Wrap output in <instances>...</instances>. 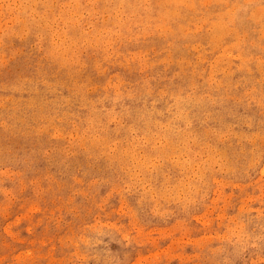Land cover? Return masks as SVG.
<instances>
[{"label": "rangeland", "instance_id": "rangeland-1", "mask_svg": "<svg viewBox=\"0 0 264 264\" xmlns=\"http://www.w3.org/2000/svg\"><path fill=\"white\" fill-rule=\"evenodd\" d=\"M126 1L0 0V264H264V0Z\"/></svg>", "mask_w": 264, "mask_h": 264}, {"label": "bare ground", "instance_id": "bare-ground-1", "mask_svg": "<svg viewBox=\"0 0 264 264\" xmlns=\"http://www.w3.org/2000/svg\"><path fill=\"white\" fill-rule=\"evenodd\" d=\"M61 1H62V0H61ZM71 1H72V0H71ZM125 1H126V0H125ZM143 1H144V0H142V1L140 0V2H142V3H143ZM147 1H148V0H147ZM167 1H170V0H167ZM180 1H181V2H184L185 0H184V1L180 0ZM180 1H178V2H180ZM186 1H187V0H186ZM191 1H192V0H191ZM30 2H31V1H30ZM42 2H43V1H42ZM64 2L66 3L67 1H64ZM78 2H79V1H78ZM84 2H85V1H84ZM126 2L129 3L128 1H126ZM136 2H137V1H136ZM145 2H146V1H145ZM158 2H160V1H158ZM181 2H180V3H181ZM204 2L206 3V1H204ZM32 3H33V1L31 2V5H32ZM43 3H44V2H43ZM43 3H42V4H43ZM59 3H60V2H59ZM74 3H75V2H74ZM122 3H124V1H123ZM122 3H121V0H120V4H121V6H122ZM127 3H126V4H127ZM131 3H132V2H131ZM153 3H154V2H153ZM161 3H162V1H161ZM169 3H170V2H169ZM169 3H167V4H169ZM44 4H45V3H44ZM69 4H70V2H69ZM69 4H68V5H69ZM83 4H84V3H83ZM85 4H87V3H85ZM133 4H134V3H133ZM133 4H132V5H133ZM138 4H139V3H138ZM155 4H156V3H155ZM172 4H173V3H172ZM174 4H175V3H174ZM174 4H173V5H174ZM189 4H190V2H189ZM31 5H30V6H31ZM33 5H34V4H33ZM59 5H61V4H59ZM70 5H71V4H70ZM74 5H76V3L73 4L72 6H74ZM123 5H124V4H123ZM130 5H131V4H130ZM136 5H137V4H136ZM136 5H133V6L135 7ZM139 5H140V4H139ZM148 5H149V4H148ZM148 5H147V6H148ZM150 5H151V4H150ZM161 5H163V3H162ZM185 5L187 6V4H185ZM185 5H184V6H185ZM28 6H29V5H28ZM34 6H35V5H34ZM34 6H33V8H34ZM65 6H66V5H65ZM78 6H79V4H78ZM83 6H84V5H83ZM86 6H87V5H86ZM126 6L128 7V4H127ZM126 6H125V7H126ZM142 6H143V5H142ZM142 6H140V7H142ZM145 6H146V5H145ZM147 6H146V7H147ZM192 6H194V5L192 4ZM260 6H261V5H260ZM74 7H75V6H74ZM131 7H132V6H131ZM149 7H150V6H149ZM164 7H165V5H164ZM261 7H262V6H261ZM263 7H264V6H263ZM116 8H118V7H116ZM129 8H130V7H129ZM144 8H145V7H144ZM150 8H151V7H150ZM159 8H160V7H159ZM165 8H166V7H165ZM254 8L256 9V7H254ZM23 9H24V8L22 7V10H23ZM34 9H35V11H36V8H34ZM83 9H84V8H83ZM87 9H88V8H87ZM111 9H112V8H111ZM120 9H121V8H120ZM120 9H119V10H120ZM123 9H124V7H123ZM131 9H132V8H131ZM135 9H136V8H135ZM135 9H134V10H135ZM146 9H147V8H146ZM232 9H233V8H232ZM258 9H259V8H258ZM32 10H33V9H32ZM61 10H62V9H61ZM137 10H138V8H137ZM167 10H168V9H167ZM171 10H172V9H171ZM259 10H260V9H259ZM262 10L264 11V8H263ZM262 10H260V11H262ZM25 11H26V10H25ZM29 11H31V10H29ZM33 11H34V10H33ZM37 11L39 12V10H37ZM69 11H70V10H69ZM125 11H126V10H125ZM130 11H131V10H130ZM144 11H146V10H144ZM147 11H150V10H147ZM157 11L159 12V10H157ZM174 11H175V10H173V13H174ZM177 11H178V10H177ZM234 11H235V10H234ZM257 11H258V10H257ZM257 11H256V12H257ZM21 12H22V11H21ZM31 12H32V11H31ZM45 12H46V11H45ZM59 12H60V11H59ZM63 12H64V9H63ZM70 12H71V11H70ZM75 12H76V11H75ZM78 12H79V11H78ZM131 12H132V11H131ZM137 12H138V11H137ZM163 12H164V11H163ZM168 12L170 13V11H168ZM220 12H221V11H220ZM164 13H165V12H164ZM166 13H167V12H166ZM173 13H172V14H173ZM260 13H261V12H260ZM262 13H263V12H262ZM146 14H147V13H146ZM162 14H163V13H162ZM162 14H161V16H162ZM140 15H141V14H140ZM166 15H167V14H166ZM220 15H221V14H220ZM220 15H218V16H220ZM260 15H262V14H260ZM144 16H145V13H144ZM147 16H148V14H147ZM155 16H157V14H156ZM163 16H164V15H163ZM201 16H202V15H201ZM223 16H225V15H223ZM142 17H143V16H142ZM149 17L152 19L154 16H153V17L149 16ZM149 17H147V18H149ZM169 17H170V16H169ZM260 17H261V16H260ZM160 18H164V17H160ZM167 18H168V17H167ZM167 18H166V19H167ZM139 19H140V18H139ZM145 19H146V18H145ZM145 19H144V20H145ZM158 19H159V15H158ZM153 20H154V19H153ZM155 20H156V17H155ZM132 21H133V20H132ZM146 21H147V20H146ZM150 21H151V20H150ZM135 22H136V21H135ZM135 22H134V23H135ZM141 22H142V20H141ZM144 22H145V21H144ZM156 22H157V21H156ZM163 22H165V20H164ZM163 22H161V23L163 24ZM220 22H221V21H220ZM224 22H225V21H224ZM136 23H137V22H136ZM147 23H148V21H147ZM147 23H146L145 25H148ZM154 23H155V21H154ZM154 23H153V24H154ZM195 23H196V22H195ZM218 23H219V22H218ZM225 23H226V22H225ZM130 24H131V23H130ZM130 24H129V25H130ZM142 24H144V23L142 22ZM155 24H156V23H155ZM196 24H197V23H196ZM34 25H35V24H34ZM131 25H132V24H131ZM137 25H138V24H137ZM139 25H140V20H139ZM139 25H138V26H139ZM149 25H150V24H149ZM157 25H158V24H157ZM159 25H160V23H159ZM159 25H158V28H159ZM209 25H210V24H209ZM151 26H153V25H151ZM154 26H155V25H154ZM168 26H169V25H168ZM37 27H38V26H37ZM139 27H140V26H139ZM155 27H156V26H155ZM163 27H164V25H163ZM187 27H188V26H187ZM210 27H211V26H210ZM130 28H131V27H130ZM183 28H184V27H183ZM192 28H193V27H192ZM230 28H231V27H230ZM38 29H39V28H38ZM135 29H136V28H135ZM149 29H150V28H149ZM149 29H148V30H149ZM154 29H155V28H154ZM154 29H153V30H154ZM170 29H171V28H170ZM181 29H182V27H181ZM214 29H215V28H214ZM36 30H37V29H36ZM163 30H164V29H163ZM261 30H262V29H261ZM157 31H158V30H157ZM186 31H187V30H186ZM186 31H185V32H186ZM212 31H213V30H212ZM40 32H41V31H40ZM151 32H152V31H151ZM219 32H220V31H219ZM224 32H225V31H224ZM153 33H154V32H153ZM215 33H216V32H215ZM36 34H37V33H36ZM44 40H45V39H44ZM210 40H211V39H210ZM217 40H219V39H217ZM238 41H239V40H238ZM219 44H220V43H219ZM235 44H237V43H235ZM211 45H212V44H211ZM217 45H218V44H217ZM51 47H52V45H51ZM53 47H54V45H53ZM226 47H227V46H226ZM230 47H231V46H230ZM234 47H235V46H234ZM213 48H214V47H213ZM216 48H217V46H216ZM228 48H229V47H228ZM231 48H232V47H231ZM49 49H50V48H49ZM51 49H52V48H51ZM197 49H198V48H197ZM228 52H229V51H228ZM239 54H240V53H239ZM199 55H200V54H199ZM216 55H217V54H216ZM238 56H239V55H238ZM238 56H237V57H238ZM214 57H215V56H214ZM239 57H240V56H239ZM241 57H242V56H241ZM215 58H216V57H215ZM219 58H220V57H219ZM219 58H217V60H219ZM242 58H243V57H242ZM244 58H245V57H244ZM171 61H172V60H171ZM203 61H204V60H203ZM217 62H218V61H217ZM215 64H216V62H215ZM258 65H259V64H258ZM259 68H261V67H259ZM224 69H225V68H224ZM228 70H229V69H228ZM230 71H231V70H230ZM199 73H200V72H199ZM209 73H210V72H209ZM200 75H201V74H200ZM207 75H208V74H207ZM20 78H21V77H20ZM208 79H209V78H208ZM208 82H209V80H208ZM81 83H82V82H81ZM217 83H218V82H217ZM16 85H17V84H16ZM48 86H49V85H48ZM216 86H217V85H216ZM17 88H18V87H17ZM35 88H36V85H35ZM36 89H37V88H36ZM36 89H35V90H36ZM35 90H34V91H35ZM37 90H38V89H37ZM193 90H194V89H193ZM208 94H209V93H208ZM171 95H172V94H171ZM171 95H170V96H171ZM186 95H187V94H186ZM199 95H200V94H199ZM202 95H203V94H202ZM209 95H210V94H209ZM226 95H227V94H226ZM105 96H106V95H105ZM105 96H104V97H105ZM115 96H116V95H115ZM115 96H114V97H115ZM180 96H181V95H180ZM180 96H179V98H181ZM191 96H192V95H191ZM104 97H103V98H104ZM106 97H107V96H106ZM112 97H113V96H112ZM112 97H111V98H112ZM114 97H113V98H114ZM122 97H124V96L122 95ZM127 97H128V96H127ZM171 97H173V95H172ZM174 97H176V96H174ZM198 97H199V96H198ZM68 98H69V97H68ZM84 98H85V97H84ZM95 98H97V97H95ZM99 98H100V97H99ZM115 98H116V97H115ZM115 98H114V99H115ZM136 98H137V97H136ZM177 98H178V95H177ZM179 98H178L176 101H178ZM50 99H51V98H50ZM56 99H57V97H56ZM85 99H86V98H85ZM85 99H84L83 101H85ZM87 99H88V98H87ZM87 99H86V100H87ZM101 99H102V98H101ZM101 99H100V100H101ZM109 99H110V98H109ZM122 99H123V98H122ZM140 99H141V98H140ZM142 99H143V98H142ZM181 99H182V98H181ZM89 100H90V98H89ZM98 100H99V99H98ZM111 100H112V99H110L109 101H111ZM115 100H116V99H115ZM137 100H139V99H137ZM143 100H144V99H143ZM145 100H146V99H145ZM198 100H199V99H198ZM16 101H17V100H16ZM87 101H88V100H87ZM96 101H97V100H96ZM113 101H114V100H113ZM176 101H175V103H176L177 105H179V104H178L179 102H176ZM194 101H195V99H194ZM2 102H3V101H2ZM2 102H1V103H2ZM67 102H68V101H67ZM67 102H66V103H67ZM81 102H82V101H81ZM91 102H92V99H91ZM102 102H103V101H102ZM156 102H157V101H156ZM28 103H29V102H28ZM38 103H39V102H38ZM82 103H83V102H82ZM88 103H90V101H89ZM88 103H87V104H88ZM114 103H115V102H114ZM119 103H120V102H119ZM143 103H145V102L143 101ZM172 103H173V102H172ZM172 103H171V104H172ZM182 103H183V102H182ZM187 103H188V102H187ZM2 104H3V103H2ZM46 104H47V103H46ZM84 104H85V102H84ZM150 104L153 105V102L150 103ZM169 104H170V103H169ZM176 104H175V106H177ZM27 105H28V104H27ZM62 105H63V104H62ZM85 105H86V104H85ZM115 105H116V104H115ZM187 105H188V104H187ZM28 106H29V105H28ZM53 106H54V105H53ZM89 106H90V105H89ZM101 106H102V105H101ZM101 106H100V107H101ZM121 106H122V105H121ZM121 106H120V107H121ZM125 106H126V105H125ZM137 106H138V105H137ZM144 106H145V108H146V105H144ZM153 106H154V105H153ZM153 106H152V107H153ZM172 106H173V105H172ZM172 106H171V107H172ZM183 106H184V105H183ZM104 107H105V105H104ZM111 107H113V106H111ZM127 107H128V106H127ZM133 107H134V105H133ZM133 107L130 106L129 108H131V109L133 110ZM138 107H139V106H138ZM138 107H137V108H138ZM140 107H142V106H140ZM168 107H169V106H168ZM168 107H167V108H168ZM178 107H179V106H177V109H178ZM184 107H185V106H184ZM91 108H93V107H91ZM102 108H103V107H102ZM106 108H107V107H106ZM108 108H109V107H108ZM145 108H144V109H145ZM175 108H176V107H175ZM179 108H180V107H179ZM185 108H186V107H185ZM189 108H190V107H189ZM93 109H95V108H93ZM93 109H92V111L90 110V111L92 112L91 114H93L96 110L98 111V109H96L95 111H94ZM114 109H115V108H114ZM124 109H125V107H124ZM127 109H128V108H127ZM127 109H126V111H127ZM131 109H130V110H131ZM140 109H142V108H140ZM140 109H139V110H140ZM144 109H143V110H144ZM147 109H148V107H147ZM150 109H151V108H150ZM153 109H154V108H153ZM177 109H176V110H177ZM112 110H113V109H112ZM134 110H135V109H134ZM134 110H133V112H134ZM139 110H138V111H139ZM145 110H146V109H145ZM170 110H171V109H170ZM170 110H169V111H170ZM187 110H189V109H187ZM187 110H186V113H185V114H187ZM93 111H94V112H93ZM99 111H100V110H99ZM109 111H110V110H109ZM120 111H121V110H120ZM135 111H136V110H135ZM138 111H137V112H138ZM150 111H152V110H150ZM167 111H168V110H167ZM171 111H172V110H171ZM184 111H185V110H184ZM63 112H64V111H63ZM106 112H108V111H106ZM123 112H124V110H123ZM130 112L132 113V111H130ZM130 112H129V113H130ZM137 112H136V116H137V114H138ZM141 112H142V111H139V113H141ZM144 112H146V116H147V111H144ZM152 112H153V111H152ZM152 112H151V113H152ZM161 112H162V111H161ZM161 112H160V113H161ZM180 112H181V109H180ZM180 112H179L178 114H181ZM68 113H69V112H68ZM87 113H89V112H87ZM100 113H101V111L98 112V114H100ZM103 113H104V112H103ZM103 113H102V114H103ZM126 113H127V112H126ZM129 113H128V114H129ZM204 113H205V111H204ZM207 113H208V111H207ZM209 113H210V112H209ZM96 114H97V113L95 112V115H96ZM114 114H115V113H114ZM124 114H125V113H124ZM128 114H127V116H128ZM141 114H145V113L142 112ZM175 114H176V113H175ZM183 114H184V113H183ZM104 115H105V114H104ZM129 115H130V114H129ZM181 115H182V114H181ZM93 116H94V115H93ZM141 116H142V115H141ZM141 116H140V117H141ZM183 116H184V115H183ZM185 116H186V115H185ZM220 116H221V115H220ZM87 117H89V115H88ZM94 117H95V116H94ZM96 117H97V116H96ZM98 117H99V116H98ZM98 117H97V118H98ZM128 117H129V116H128ZM143 117H145V115H143ZM176 117H177V115H176ZM129 118H130V117H129ZM134 118H135V117H134ZM138 118H139V117H138ZM146 118H147V117H146ZM146 118H144V119H146ZM178 118H179V117H178ZM181 118H182V117H181ZM192 118H193V117H192ZM203 118H204V116H203ZM207 118H208V117H207ZM86 119H87V118H86ZM91 119H92V118H91ZM93 119H94V118H93ZM93 119H92V121H95V120H93ZM98 119H99V118H98ZM98 119H97V120H98ZM114 119H115V118H114ZM131 119L134 120L133 118H131ZM135 119H136V118H135ZM139 119H140V118H139ZM155 119H156V118H155ZM166 119H168V118H166ZM183 119H184V117H183ZM186 119H187V118H186ZM122 120H123V119H122ZM129 120H130V119H129ZM141 120H142V119H141ZM148 120H150L149 117H148ZM159 120H160V119H159ZM161 120H162V119H161ZM172 120H173V119H172ZM178 120H179V119H178ZM189 120H190V117H189ZM189 120H188V121H189ZM202 120H203V119H202ZM88 121H89V120H88ZM88 121H87V122H88ZM119 121H120V119H119ZM130 121H131V120H130ZM130 121H129V123H130ZM134 121H137V120H134ZM138 121H140V120H138ZM144 121H145V120H144ZM154 121H155V120H154ZM163 121H164V120H163ZM167 121H169V119H168ZM170 121H171V119H170ZM173 121H174V120H173ZM131 122H132V121H131ZM142 122H143V121H142ZM146 122H147V121H146ZM148 122H149V121H148ZM151 122H152V121H151ZM155 122H156V121H155ZM158 122H159V121H158ZM186 122H187V120H186ZM97 123H98V122H97ZM100 123H101V122H100ZM143 123H144V122H143ZM149 123H150V122H149ZM173 123H174V122H173ZM173 123H172V124H173ZM189 123H190V122H189ZM73 124H74V123H73ZM75 124H76V123H75ZM92 124H94V123H92ZM95 124H96V123H95ZM104 124H105V123H104ZM104 124H103V125H104ZM123 124H124V123H123ZM130 124H131V123H130ZM136 124H138V123H136ZM136 124H135V125H136ZM140 124H141V123H140ZM158 124H159V123H158ZM179 124H180V123H179ZM97 125H98V124H97ZM105 125H106V124H105ZM125 125H126V124H125ZM125 125H124V126H125ZM144 125H145V124H144ZM174 125H175V124H174ZM184 125H185V124H184ZM184 125H183V126H184ZM186 125H187V123H186ZM190 125H191V123H190ZM233 125H234V124H233ZM87 126H88V125H87ZM138 126H140V125H138ZM142 126H143V125H142ZM142 126H141V127H142ZM145 126H147V125H145ZM148 126H150V125H148ZM148 126H147V127H148ZM156 126H157V125H156ZM165 126H166V125H165ZM165 126H164V128H165ZM167 126H168V124H167ZM175 126H176V125H175ZM229 126H230V125H229ZM169 127H170V126H169ZM177 127H178V126H177ZM188 127H189V126H188ZM232 127H233V126H232ZM76 128H77V127H76ZM89 128H90V127H89ZM95 128H96V127H95ZM106 128H107V127H106ZM108 128H109V127H108ZM134 128H135V127H134ZM164 128H163V129H164ZM167 128H168V127H167ZM183 128H185V127H183ZM194 128H195V127H194ZM208 128H209V127H208ZM213 128H214V127H213ZM227 128H230V127H227ZM85 129H86V128H85ZM101 129H102V128H101ZM124 129L126 130L127 128H124ZM140 129H141V128H140ZM147 129H148V128H147ZM152 129H153V128H152ZM169 129H171V128H169ZM169 129L167 130L168 134H169V131H171V130H169ZM172 129H174V128H172ZM181 129H182V127H181ZM186 129H187V128H186ZM188 129H191V128H188ZM188 129H187V130H188ZM210 129H211V127H210ZM225 129H226V128H225ZM232 129H233V128H232ZM122 130H123V129H122ZM175 130H176V129H175ZM187 130H186V131H187ZM204 130H206V129H204ZM211 130H212V129H211ZM211 130H210V132L212 133L213 130H212V131H211ZM123 131H124V130H123ZM127 131H128V130H127ZM127 131H126V132H127ZM147 131H148V130H147ZM149 131H150V130H149ZM164 131H165V130H164ZM176 131H177V130H176ZM176 131H175V133H176ZM179 131L181 132V130H179ZM214 131H215V130H214ZM217 131H218V130H217ZM191 132H192V129H191ZM191 132H190V134H191ZM206 132H207V131H206ZM215 132H216V131H215ZM218 132H219V131H218ZM218 132H217V133H218ZM225 132H226V131H225ZM227 132H229L228 129H227ZM230 132H231V131H230ZM107 133H108V132H107ZM107 133H106V134H107ZM154 133H155V132H154ZM158 133H159V132H158ZM175 133H174L173 135H175ZM178 133H179V132H178ZM193 133H195V132H193ZM203 133H204V132H203ZM217 133H216V134H217ZM220 133H221V130H220ZM235 133H236V134H235ZM88 134H89V133H88ZM108 134H109V133H108ZM116 134H117V133H116ZM187 134H188V132H187ZM213 134H214V133H213ZM234 134L237 135L238 133H237V132H234ZM109 135H110V134H109ZM124 135H126V133H125ZM124 135H123V136H124ZM177 135H178V134H177ZM179 135H180V133H179ZM183 135H184V134H183ZM191 135H192V134H191ZM193 135H195V134H193ZM204 135H206V134H204ZM219 135H220V134H219ZM93 136H94V135H93ZM93 136H92V137H93ZM106 136H107V135H106ZM106 136H105V137H106ZM121 136H122V135H121ZM154 136H155V135H154ZM206 136H207V135H206ZM216 136H217V135H216ZM224 136H225V135H224ZM132 137H133V136H132ZM146 137H147V136H146ZM179 137H180V136H179ZM197 137H198V136H197ZM217 137H218V136H217ZM222 137H223V136H222ZM222 137H221V138H222ZM100 138H101V137H100ZM137 138H138V137H137ZM160 138H161V137H160ZM174 138L176 139V138H178V136H177V137H174ZM195 138H196V136H195ZM218 138L221 139L220 137H218ZM93 139H94V138H93ZM107 139H108V138H107ZM107 139H106V140H107ZM116 139H117V138H116ZM134 139H135V138H134ZM166 139H167V134H166ZM171 139H172V138H170V141H171ZM180 139H181V138H179V140H180ZM198 139H199V138H198ZM97 140H98V139H97ZM121 140H123V139H121ZM173 140H174V139H173ZM176 140H177V139H176ZM190 140H191V139H190ZM166 141H167V140H166ZM170 141H169V142H170ZM181 141H182V140H181ZM181 141H180V142H181ZM148 142H149V141H148ZM172 142H173V141H172ZM175 142L178 144V141H175ZM175 142H174V143H175ZM199 142H201V141H199ZM199 142H198V143H199ZM204 142H205V141H204ZM207 142H209V141H207ZM145 143H146V142H145ZM167 143H168V141H167ZM170 143H171V142H170ZM182 143H183V142H182ZM202 143H203V142H202ZM93 144H94V143H93ZM168 144H169V143H168ZM200 144H201V143H200ZM210 144H211V142H210ZM210 144H208V146H209ZM94 145H95V144H94ZM102 145H103V144H102ZM115 145H116V144H115ZM133 145H134V144H133ZM141 145H142V144H141ZM175 145H176V144H175ZM198 145H199V144H198ZM99 146H100V145H99ZM137 146H138V145H137ZM139 146H140V145H139ZM167 146H168V145H167ZM169 146H173V144H171V145H169ZM179 146H180V145H179ZM105 147H106V145H105ZM111 147H112V146H111ZM133 147H134V146H133ZM163 147H164V146H163ZM175 147H178V146L176 145ZM181 147H182V146H181ZM141 148H142V147H141ZM141 148H140V149H141ZM170 148H171V147H170ZM186 148H187V147H186ZM93 149H94V148H93ZM93 149H92V150H93ZM173 149H174V147H173ZM222 149H223V148H222ZM186 150H187V149H186ZM100 151H101V150H100ZM124 151H125V150H124ZM126 151H127V150H126ZM148 151H149V150H148ZM162 151H163V150H162ZM118 152H119V151H118ZM168 152H169V151H168ZM174 152H175V151H174ZM183 152H184V151H183ZM98 153H99V152H98ZM146 153H147V152H146ZM148 153H149V152H148ZM218 153H220V152H218ZM121 154H122V153H121ZM155 154H156V153H155ZM171 154H172V153H171ZM106 155H107V154H106ZM124 155H125V154H124ZM139 155H140V154H139ZM149 155H151V153H150ZM159 155H160V154H159ZM165 155H166V154H165ZM175 155H176V154H175ZM107 156H108V155H107ZM127 156H128V155H127ZM171 156H173V155H171ZM124 157H125V156H124ZM154 157H156V156H154ZM159 157H160V156H159ZM143 158H144V157H143ZM146 158H147V157H146ZM178 158H179V157H178ZM206 158H207V157H206ZM166 159H167V158H166ZM154 160H155V159H154ZM163 160H164V159H163ZM220 160H221V159H220ZM121 161H122V160H121ZM155 161H156V160H155ZM179 161H180V160H179ZM141 162H142V161H141ZM220 162H221V161H220ZM145 163H146V161H145ZM223 163H224V161H223ZM130 164H131V163H130ZM167 164H168V163H167ZM224 164H225V163H224ZM165 165H166V164H165ZM119 166H120V165H119ZM186 166H187V165H186ZM195 166H196V165H195ZM109 168H110V167H109ZM147 168H148V166H147ZM115 169H116V168H115ZM145 170H146V169H145ZM196 171H197V170H196ZM160 172H161V171H160ZM166 172H167V171H166ZM182 172H183V171H182ZM133 173H134V172H133ZM150 173H151V172H150ZM146 174H147V173H146ZM151 174H152V173H151ZM127 175H128V174H127ZM205 175H206V174H205ZM121 177H122V176H121ZM150 178H151V177H150ZM124 179H125V178H124ZM173 180H174V179H173ZM130 181H131V180H130ZM170 181H171V180H170ZM197 181H198V180H197ZM197 181H196V182H197ZM125 182H126V180H125ZM125 182H124V183H125ZM168 182H169V181H168ZM203 185H204V184H203ZM170 186H171V185H170ZM191 186H192V185H191ZM131 187H132V186H131ZM150 187H151V186H150ZM145 188H146V187H145ZM148 189H150V188H148ZM160 189H161V188H160ZM199 189H200V188H199ZM180 192H181V191H180ZM194 194H196V193H194ZM189 196H190V195H189ZM148 198H149V197H148ZM173 199H174V198H173ZM148 200H150V199H148ZM156 203H157V202H156ZM152 204H153V203H152ZM157 204H158V203H157Z\"/></svg>", "mask_w": 264, "mask_h": 264}]
</instances>
